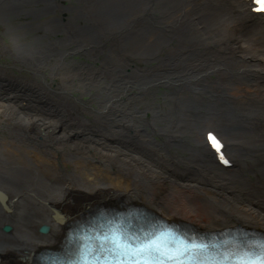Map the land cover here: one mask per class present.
<instances>
[{
	"label": "bare ground",
	"instance_id": "obj_1",
	"mask_svg": "<svg viewBox=\"0 0 264 264\" xmlns=\"http://www.w3.org/2000/svg\"><path fill=\"white\" fill-rule=\"evenodd\" d=\"M70 1L0 0L2 51H17L45 90L16 76L0 86V264L57 239L52 210L95 200H137L197 227L264 229V14L251 0ZM60 51L95 59L63 72L88 84L85 97L33 73ZM11 57L4 68L18 65ZM208 126L231 165L204 148Z\"/></svg>",
	"mask_w": 264,
	"mask_h": 264
},
{
	"label": "snow or ice",
	"instance_id": "obj_2",
	"mask_svg": "<svg viewBox=\"0 0 264 264\" xmlns=\"http://www.w3.org/2000/svg\"><path fill=\"white\" fill-rule=\"evenodd\" d=\"M254 3L264 11V0ZM208 136L218 147L212 134ZM251 243L254 246L225 252L216 259L205 243L188 242L167 229L142 239L137 233L113 225L97 234L91 246L77 255L78 264H264V237Z\"/></svg>",
	"mask_w": 264,
	"mask_h": 264
},
{
	"label": "flooded vegetation",
	"instance_id": "obj_3",
	"mask_svg": "<svg viewBox=\"0 0 264 264\" xmlns=\"http://www.w3.org/2000/svg\"><path fill=\"white\" fill-rule=\"evenodd\" d=\"M32 5H34V2L32 3ZM67 6V5H66ZM25 7V9H24V11H22L23 13H22V16H20V18L19 19H21V18H23L24 17V14H26V13H28V7H29V4L26 6H24ZM64 8V7H63ZM58 15H60V14H58ZM43 17H45V16H43ZM18 19V20H19ZM37 25V24H36ZM36 27V26H35ZM40 27V26H39ZM35 29V28H34ZM45 31V28L44 27H41V28H39L38 29V32L40 33V34H42L43 32ZM2 33V32H1ZM0 33V40L2 39V40H5V38H7L5 35H3V34H1ZM1 46H2V44L0 43V48H1ZM3 47V46H2ZM11 48H13V47H11ZM10 54H13V55H17V51H14V50H10V52H9ZM17 59H18V62H19V67H22V63L20 62V60H19V57L17 56ZM5 60H7V61H11V57H9V59L8 58H6ZM4 61H2L1 59H0V86H2V84H8L9 82H14V76H16L17 77V73L19 72V75H20V73H21V75H23L22 77H21V79L24 81V89L25 90H34V88H36V89H38V90H42V91H45V90H43V88L44 87H42V85L41 84H38L36 81H34L33 79H30V78H28V76H30V74H27L26 72H24L23 70H24V68L22 67V69L23 70H20V69H18L17 70V68H11V69H9V68H4L2 65V63H3ZM33 73L37 76V77H39V75L36 73V71H35V67L33 68ZM9 75H13V78H11V77H9ZM28 75V76H27ZM47 79H49L50 80V82L52 83V86H55V83H54V81L52 80V76H50V75H47V77H46ZM21 79H20V81H21ZM19 86V85H18ZM17 87V86H16ZM15 87V88H16Z\"/></svg>",
	"mask_w": 264,
	"mask_h": 264
},
{
	"label": "water",
	"instance_id": "obj_4",
	"mask_svg": "<svg viewBox=\"0 0 264 264\" xmlns=\"http://www.w3.org/2000/svg\"><path fill=\"white\" fill-rule=\"evenodd\" d=\"M0 227H1L2 230H5L7 225L6 224H2ZM36 228H37V230L42 231V230L45 229V226H44V224L40 223V224L37 225Z\"/></svg>",
	"mask_w": 264,
	"mask_h": 264
},
{
	"label": "rangeland",
	"instance_id": "obj_5",
	"mask_svg": "<svg viewBox=\"0 0 264 264\" xmlns=\"http://www.w3.org/2000/svg\"><path fill=\"white\" fill-rule=\"evenodd\" d=\"M155 99H156V97H155ZM159 101H160L159 99H158V100H156V102H158V103H159Z\"/></svg>",
	"mask_w": 264,
	"mask_h": 264
}]
</instances>
